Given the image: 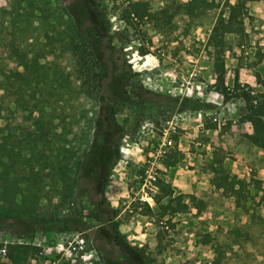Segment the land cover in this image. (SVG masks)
Segmentation results:
<instances>
[{
  "label": "rangeland",
  "instance_id": "rangeland-1",
  "mask_svg": "<svg viewBox=\"0 0 264 264\" xmlns=\"http://www.w3.org/2000/svg\"><path fill=\"white\" fill-rule=\"evenodd\" d=\"M185 1L98 0L110 37L106 47L123 67L118 80L128 97L115 115L123 128L119 151L124 138L141 155L134 163L119 155L109 169L104 196L117 211L118 231L112 241L104 223L90 217L89 182L71 177L61 183L56 172L66 150L67 172L74 173L75 159L89 147L94 131L98 104L67 88L73 86L70 49L77 31L89 26L87 11L77 0H0V64L8 41L28 55H42L37 61L48 84H55L57 71L61 76L59 100L48 104L61 106L65 129L50 138L42 178L32 188L26 181L34 166L28 152L31 118L19 108L1 113L2 133H8L0 140V249L5 253L8 244L26 243L32 249L25 264H143L133 248L129 256L122 254L131 246L143 252L146 264H264V152L245 138L250 132L246 103L237 95H253L264 78V2H248L242 31L221 36L217 80L218 59L208 36L226 4L235 1L204 0L196 17L184 14ZM133 2L141 3L143 16L123 19L120 11ZM14 58L6 62L20 69ZM105 86L106 80L101 90L107 96ZM257 111L264 120V107ZM173 117L174 142L156 167L154 194L162 180L172 189L171 202L185 203L186 210L160 216L155 204L146 213L127 187L142 175L144 152L157 145ZM214 165L247 184L242 208L209 183ZM159 194L164 201V191Z\"/></svg>",
  "mask_w": 264,
  "mask_h": 264
},
{
  "label": "trees",
  "instance_id": "trees-1",
  "mask_svg": "<svg viewBox=\"0 0 264 264\" xmlns=\"http://www.w3.org/2000/svg\"><path fill=\"white\" fill-rule=\"evenodd\" d=\"M235 3H227L224 17H219L208 36V45H213L215 56V74L217 80L222 76V54L223 39L226 33H239L243 28V17L246 15V4L252 1L264 0H234ZM81 7L85 8L88 15L89 26L84 31H77V42L70 49V77L68 82L73 83L72 92H78L85 99H90L98 104V110L92 119L94 131L89 141V147L77 155L74 162V173L70 174L66 169L68 154L66 150L61 156V164L56 170L57 177L64 183L67 179H84L89 182L92 193V204L94 211L90 217L97 222L104 223L112 235V241L118 234L117 222L114 219L117 211L109 205L104 196V187L109 175L110 167L119 159V141L123 137V128L116 123L115 115L126 107L128 101L124 86L118 80V75L123 67L117 59L112 56V52L107 49L106 44L110 38L107 34L104 15L98 8V0H77ZM204 0H187L183 3L184 14L190 17L198 16V10L202 9ZM145 9L141 3H129L120 12L121 17L126 19L130 14L141 17ZM10 44V45H9ZM6 56L4 62L0 64V118L4 110L12 111L21 109L28 112L31 118L29 157L33 165L26 176L29 186L35 188L41 180L43 164L49 156L44 154L45 147L48 146L51 137L56 138L62 135L63 109L58 105L48 104L49 99L57 104L60 97V74L54 76L55 84L51 87L48 84L47 72L37 61L42 56L21 51L17 44L12 41L6 44ZM19 61L20 69L10 68L7 60L15 59ZM67 80V79H66ZM65 83H68L66 82ZM106 80L105 89L107 96L101 90L103 81ZM15 82L18 83L15 86ZM72 85V84H71ZM260 89L253 95L247 91H241V95L246 103L245 119L250 126V132L245 134V138L252 146L264 152V120L259 115L257 109L264 107V78L259 81ZM223 98L227 99L224 91ZM72 117L70 112L65 113ZM6 128L0 126V140L8 138V133H2ZM72 127H69V130ZM65 130V129H64ZM0 149L1 143H0ZM55 168V166L51 165ZM213 175L209 183L214 189L220 190L225 196L233 198L235 207H243L248 197L247 184L224 171L220 165L211 167ZM70 175V176H69ZM157 194L153 196V201L158 214L161 216L167 211L184 212L186 204L180 201L171 202L172 189L162 180L156 181ZM40 189V188H39ZM164 191L165 200L161 201L159 192ZM174 197V196H173ZM146 213H152V208L143 204ZM114 236V237H113ZM117 241V239H116ZM117 244H120L118 241ZM137 251V256L144 261V254L137 247L126 246L121 252L124 256H129L131 249ZM31 245L26 243L8 244L5 253V260L0 264H25Z\"/></svg>",
  "mask_w": 264,
  "mask_h": 264
},
{
  "label": "built area",
  "instance_id": "built-area-1",
  "mask_svg": "<svg viewBox=\"0 0 264 264\" xmlns=\"http://www.w3.org/2000/svg\"><path fill=\"white\" fill-rule=\"evenodd\" d=\"M174 117L168 122V126L163 128L161 134L155 140L156 146H152V150H146L144 152V167L142 175L138 177H133L136 179L135 183L128 185V191L133 195L132 199L140 204H146L148 207L152 208L154 201V191L156 180V167L160 163V158L165 156L167 147L171 146L174 142V138H171V133L175 132V126L172 124ZM140 141V140H139ZM138 141V143H140ZM144 148V147H143ZM121 163V161H120ZM132 179V180H133ZM5 257V249H0V259Z\"/></svg>",
  "mask_w": 264,
  "mask_h": 264
},
{
  "label": "crops",
  "instance_id": "crops-1",
  "mask_svg": "<svg viewBox=\"0 0 264 264\" xmlns=\"http://www.w3.org/2000/svg\"><path fill=\"white\" fill-rule=\"evenodd\" d=\"M185 133H187V132H185ZM139 139L140 138H138V136H135L133 139L134 142H132V144L137 145ZM125 143H124V138H123L122 142H121L122 145L120 147V155L123 158H126L129 162H133V163L136 162V160L141 158L140 154H138V156H137V150L135 148L136 146L133 147V146L129 145V143L128 144H125Z\"/></svg>",
  "mask_w": 264,
  "mask_h": 264
}]
</instances>
